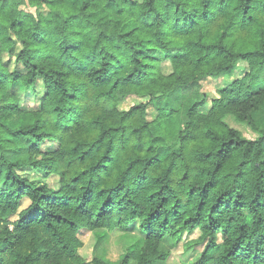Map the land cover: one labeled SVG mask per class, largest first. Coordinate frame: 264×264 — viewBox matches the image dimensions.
<instances>
[{"label":"trees","instance_id":"obj_1","mask_svg":"<svg viewBox=\"0 0 264 264\" xmlns=\"http://www.w3.org/2000/svg\"><path fill=\"white\" fill-rule=\"evenodd\" d=\"M263 72L264 0H0V264H158L197 229L193 264H264ZM179 91L163 148L149 112Z\"/></svg>","mask_w":264,"mask_h":264},{"label":"rangeland","instance_id":"obj_2","mask_svg":"<svg viewBox=\"0 0 264 264\" xmlns=\"http://www.w3.org/2000/svg\"><path fill=\"white\" fill-rule=\"evenodd\" d=\"M28 9L30 6L26 5L23 6V8ZM238 74H240L245 68H247V65H238L237 66ZM230 80V78L225 79L224 77H220L217 79L209 80L204 83V88L203 90L207 93H209L211 96H216V90L222 87L225 83ZM258 86H264V72L261 75V78L258 82ZM38 91L43 90V88L38 85L37 87ZM31 94V97H26L30 98V104L32 106H36L38 102V97H33L32 92L29 91ZM35 93V92H34ZM41 94V91H40ZM198 97L196 94L193 92L190 93V96L187 98L185 93L182 91L179 92H174L169 96H165L162 99H158L155 101V105L153 108H151L149 112V118L150 119H155L158 117L159 112H156V108H159L162 110V112L166 115H162L160 120L158 121V126L156 127L157 130H155L156 134L160 138L161 145L163 148H167L168 145H172L174 139L178 135V133L184 129V113L186 112L187 108L197 100ZM137 100V99H136ZM136 103L134 98H129L127 102L123 105V108L127 109L129 108L132 104ZM168 112V113H166ZM257 123L261 126L264 127V112H259L254 115ZM28 124V120L25 117H20L18 120L14 121L11 124L12 130L19 126H24ZM234 124V122H232ZM235 125V124H234ZM241 129L245 131V127L239 126ZM249 131V130H248ZM245 131L246 135L248 137H254V135L249 131ZM7 134V133H6ZM8 135H11L10 133ZM24 146V143H19V140L15 144L16 146ZM49 145V143H48ZM10 158L12 160H16L19 157H24L26 156L25 150L21 152H10L8 153ZM26 205V204H25ZM201 231L200 230H195L192 233L185 232L181 242L177 246H173L172 239L168 238L164 245L166 249L170 252L168 258L161 263L158 264H193L195 263L201 256L203 249H204V244L195 246L193 248H189V242L196 240L200 237ZM118 234L115 233L112 235V242H110L109 246V257L112 259L114 263H116L119 259V256L126 253L127 248H128V243H125L123 241L117 242ZM84 241H85V246L81 250L82 254L90 259L95 255V237L92 233H88L84 235ZM216 255V252L213 254V256ZM211 264V263H210Z\"/></svg>","mask_w":264,"mask_h":264}]
</instances>
